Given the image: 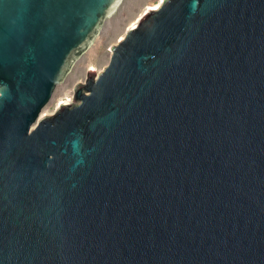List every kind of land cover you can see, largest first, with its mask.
<instances>
[{"label":"water","instance_id":"obj_1","mask_svg":"<svg viewBox=\"0 0 264 264\" xmlns=\"http://www.w3.org/2000/svg\"><path fill=\"white\" fill-rule=\"evenodd\" d=\"M124 0H0V264H264V0H163L51 115Z\"/></svg>","mask_w":264,"mask_h":264},{"label":"rangeland","instance_id":"obj_2","mask_svg":"<svg viewBox=\"0 0 264 264\" xmlns=\"http://www.w3.org/2000/svg\"><path fill=\"white\" fill-rule=\"evenodd\" d=\"M163 0H124L118 12L111 17L95 44L77 62L73 71L66 82L59 85L51 100L43 108L39 119L53 114L63 100L74 96V88L84 82L88 70H95L100 74L108 65L112 56V47L116 45L126 34L128 29L133 26L139 18L151 7L159 6Z\"/></svg>","mask_w":264,"mask_h":264},{"label":"bare ground","instance_id":"obj_3","mask_svg":"<svg viewBox=\"0 0 264 264\" xmlns=\"http://www.w3.org/2000/svg\"><path fill=\"white\" fill-rule=\"evenodd\" d=\"M160 5H161V4H160ZM160 5H159V6H160ZM159 6L157 5V6H154V7H151V8H152V9H157ZM152 9H150V10H152ZM131 27H132V26H131ZM131 27H130V28H131ZM70 99H71V98H68V99L63 100L62 104H64L65 101L70 100Z\"/></svg>","mask_w":264,"mask_h":264}]
</instances>
